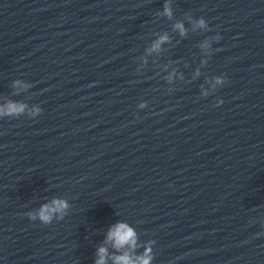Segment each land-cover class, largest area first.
Returning <instances> with one entry per match:
<instances>
[{
	"label": "clouds",
	"instance_id": "9594fccd",
	"mask_svg": "<svg viewBox=\"0 0 264 264\" xmlns=\"http://www.w3.org/2000/svg\"><path fill=\"white\" fill-rule=\"evenodd\" d=\"M162 15L167 16L169 19L172 18L173 12L169 3L165 4ZM174 28L179 31L181 36L186 34L187 30L185 29L182 22L175 23ZM197 29L211 31L208 22L204 17H200L194 21L193 30L195 31ZM168 39L169 37L167 34L160 36V38L152 44L151 48L148 49L149 54L152 51L159 50L161 44L168 41ZM211 39L219 42L222 37L217 34L212 36ZM200 47L202 49H209L211 47L210 40L205 39ZM169 79H171V77H169ZM225 82V76L219 75L215 77V85H224ZM16 83L19 84L20 82L17 81ZM222 103L223 100H221L219 104ZM219 104H217V106H219ZM144 106L145 105L143 104L140 105V107ZM26 108V104L16 102H9L6 105H0V118H19L20 116L25 115ZM40 113L41 109L39 107H35L30 115L35 117ZM69 207L70 204L66 199L53 198L50 203L41 205L40 208L34 212L26 213V216L32 221L39 220V222L43 225H49L54 220H63L68 214ZM105 243H110L113 249L121 253L119 255H111L110 258L113 264H152L153 262L154 254L151 244L147 246L143 253L137 256L135 259H133V256L129 251H124L125 249H132L134 251L137 246V233L131 226H129L128 223L118 222L111 226L107 233ZM109 255L108 248L105 246H100L97 250V259L95 260V264H107Z\"/></svg>",
	"mask_w": 264,
	"mask_h": 264
}]
</instances>
